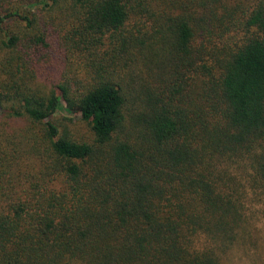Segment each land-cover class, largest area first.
Here are the masks:
<instances>
[{
  "label": "trees",
  "instance_id": "1",
  "mask_svg": "<svg viewBox=\"0 0 264 264\" xmlns=\"http://www.w3.org/2000/svg\"><path fill=\"white\" fill-rule=\"evenodd\" d=\"M0 264H264V0H0Z\"/></svg>",
  "mask_w": 264,
  "mask_h": 264
},
{
  "label": "rangeland",
  "instance_id": "2",
  "mask_svg": "<svg viewBox=\"0 0 264 264\" xmlns=\"http://www.w3.org/2000/svg\"><path fill=\"white\" fill-rule=\"evenodd\" d=\"M67 118H72V120H67ZM59 120L65 125L68 132L74 137V139L81 142H92L93 135L91 132V126L89 122L85 121L81 113L76 112L73 117H68L66 114L60 115Z\"/></svg>",
  "mask_w": 264,
  "mask_h": 264
}]
</instances>
